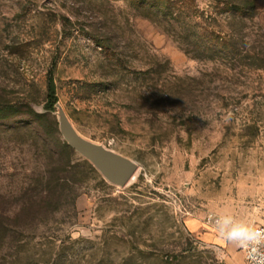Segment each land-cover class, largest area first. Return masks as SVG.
I'll use <instances>...</instances> for the list:
<instances>
[{
  "label": "rangeland",
  "instance_id": "374dc122",
  "mask_svg": "<svg viewBox=\"0 0 264 264\" xmlns=\"http://www.w3.org/2000/svg\"><path fill=\"white\" fill-rule=\"evenodd\" d=\"M134 1L0 0V102L41 112L54 65L75 130L136 164L120 188L63 171L0 121V264H244L205 220L264 219V0Z\"/></svg>",
  "mask_w": 264,
  "mask_h": 264
},
{
  "label": "trees",
  "instance_id": "16d2710c",
  "mask_svg": "<svg viewBox=\"0 0 264 264\" xmlns=\"http://www.w3.org/2000/svg\"><path fill=\"white\" fill-rule=\"evenodd\" d=\"M144 0H135L136 5L142 4ZM218 4H222L233 15H245L247 11L254 8L253 0H214ZM109 40L104 38L97 41V46L101 48L106 54L110 55ZM214 39L211 38V45L214 44ZM215 43L222 52L230 50L231 45L225 40L215 39ZM215 44V45H216ZM250 60L259 63V68H264V59L250 57ZM57 102L56 86L54 83V65L47 70L46 82H45V95L42 111L38 112L34 110L30 103L24 102L20 105L11 104L7 101L0 102V121L3 120V126L7 133L15 131H27L30 127L35 133V136L43 143L45 148H48L51 164H56V167L63 168L66 171V167L75 168L79 166L83 168L89 174H94L93 168L85 161L77 162L75 165H70V161L74 157V152L61 140L56 123L51 122V127L46 124L51 114L55 112L54 105ZM18 117H26L27 120H16ZM31 130V131H32ZM49 165V164H46ZM78 168V167H77ZM55 176L58 174V170L54 168ZM57 178L56 181H58Z\"/></svg>",
  "mask_w": 264,
  "mask_h": 264
},
{
  "label": "water",
  "instance_id": "95a60500",
  "mask_svg": "<svg viewBox=\"0 0 264 264\" xmlns=\"http://www.w3.org/2000/svg\"><path fill=\"white\" fill-rule=\"evenodd\" d=\"M54 108L57 118V130L61 140L87 162L106 183L119 188L125 186L132 178L136 170V164L102 144L81 136L57 102Z\"/></svg>",
  "mask_w": 264,
  "mask_h": 264
},
{
  "label": "built area",
  "instance_id": "2783aa9c",
  "mask_svg": "<svg viewBox=\"0 0 264 264\" xmlns=\"http://www.w3.org/2000/svg\"><path fill=\"white\" fill-rule=\"evenodd\" d=\"M206 223L213 224L215 226H225L226 236L231 232L235 227L231 224V221L228 218L220 217L215 218L208 216L206 218ZM241 229H247L249 231H254L257 233L264 232V219L260 223H254L247 227ZM230 240V239H229ZM235 245L237 252L241 255L244 264H253L258 256L264 254V238H261L259 243L255 240L249 241L246 239L230 240ZM255 252V254H253ZM251 257V259H250Z\"/></svg>",
  "mask_w": 264,
  "mask_h": 264
},
{
  "label": "clouds",
  "instance_id": "9594fccd",
  "mask_svg": "<svg viewBox=\"0 0 264 264\" xmlns=\"http://www.w3.org/2000/svg\"><path fill=\"white\" fill-rule=\"evenodd\" d=\"M261 238H264V232L257 233L247 229L234 228L228 233V239L230 240L246 239L249 241L255 240L257 243H259ZM253 254H255V252H253ZM253 264H264V254L258 256Z\"/></svg>",
  "mask_w": 264,
  "mask_h": 264
}]
</instances>
